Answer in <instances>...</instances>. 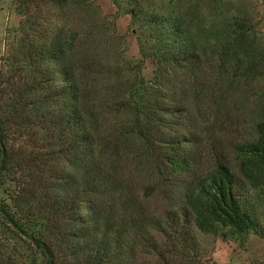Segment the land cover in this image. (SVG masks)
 Returning <instances> with one entry per match:
<instances>
[{
	"label": "trees",
	"instance_id": "16d2710c",
	"mask_svg": "<svg viewBox=\"0 0 264 264\" xmlns=\"http://www.w3.org/2000/svg\"><path fill=\"white\" fill-rule=\"evenodd\" d=\"M94 2H25L0 72V187L14 184L26 215L43 221L33 242L45 264H204L214 250L206 238L244 237L264 200V105L246 137L225 98L264 76L253 18L238 10L202 23L176 4L112 0L136 34L133 63L112 47L99 54L67 26L45 28L30 10ZM2 228L23 233L0 196Z\"/></svg>",
	"mask_w": 264,
	"mask_h": 264
},
{
	"label": "rangeland",
	"instance_id": "374dc122",
	"mask_svg": "<svg viewBox=\"0 0 264 264\" xmlns=\"http://www.w3.org/2000/svg\"><path fill=\"white\" fill-rule=\"evenodd\" d=\"M26 1L0 0V72L8 70L11 49L19 43L20 24L24 20L23 11L29 8L25 5ZM162 3L176 4L183 8L187 21L194 18V21L202 23H210L221 16L230 18L235 16L238 10L244 11L248 17L253 18V25L264 53V0H147V4L154 9ZM81 7L76 11L73 7L58 10L43 3L30 7V10L38 19L37 22L40 21L45 28L67 26L76 30L82 43L87 44L89 48H95L99 54L104 51V47H112L120 54L123 53V58L128 61L140 63L136 34L128 29L130 17L125 15L123 10H117L112 0H95L92 5ZM154 68L152 61L147 60L142 70L143 77L150 79ZM205 76L218 78L216 73L210 70H207ZM263 97L264 76L243 91L231 88L227 92L225 98L236 108L234 115L241 119L242 136L251 134L252 125L264 105ZM131 149L137 155L140 170H144L149 162L144 155L142 142H133ZM140 170V174L136 173V180L143 183L146 176ZM14 188L12 183L2 185L0 196L23 233L14 231L13 228L0 229V241L3 244L1 250L11 258V264H45L46 253L38 249L33 242L44 223L38 217L26 215L24 207L14 198ZM161 206L162 201L153 202V208ZM255 216V229L244 237L231 235L228 240L206 238V247H213L214 250L211 258L204 264H264V200L258 203ZM0 264H6V260H0Z\"/></svg>",
	"mask_w": 264,
	"mask_h": 264
}]
</instances>
